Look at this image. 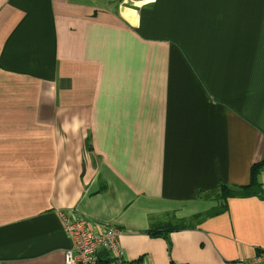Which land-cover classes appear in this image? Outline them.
<instances>
[{
	"label": "crops",
	"instance_id": "crops-1",
	"mask_svg": "<svg viewBox=\"0 0 264 264\" xmlns=\"http://www.w3.org/2000/svg\"><path fill=\"white\" fill-rule=\"evenodd\" d=\"M134 1L0 0V264H63L66 209L107 264L263 262L264 164L218 188L264 160V0Z\"/></svg>",
	"mask_w": 264,
	"mask_h": 264
},
{
	"label": "built area",
	"instance_id": "built-area-1",
	"mask_svg": "<svg viewBox=\"0 0 264 264\" xmlns=\"http://www.w3.org/2000/svg\"><path fill=\"white\" fill-rule=\"evenodd\" d=\"M134 4V0H124ZM63 229L71 240V246L64 250L63 264H98L102 251L111 252L116 258H123L120 246V231L110 223L96 221L82 214L66 209L61 212ZM264 262V254H257Z\"/></svg>",
	"mask_w": 264,
	"mask_h": 264
},
{
	"label": "trees",
	"instance_id": "trees-1",
	"mask_svg": "<svg viewBox=\"0 0 264 264\" xmlns=\"http://www.w3.org/2000/svg\"><path fill=\"white\" fill-rule=\"evenodd\" d=\"M263 164H264V160L261 163L255 164V165H253L250 168V180H249V183L247 185L243 186V187H240L239 188L240 191H233V190L229 189L230 187L227 185V183L220 184V186L218 188V191H219L218 197L223 199V200H226L227 198H232V197H237V196H246V195H249L250 193L252 194L254 192L256 193L257 192V187H258V184H257V181H256L257 173L259 171V167L261 165H263ZM223 209H224V206H222L217 211H221ZM71 211L74 214H79L76 211H73V210H71ZM82 215H84V214H82ZM195 217H197V216L193 215L187 221L181 222L180 224H177L176 226H173V227H168L166 229H159V230L157 228H154L153 230L152 229H148V230H145V231H141V233L149 235L151 238H158V237L164 238L167 243H170V240H169L170 232H172L174 230H178V229L190 228V227L186 226V224L188 223L189 220H191V219H193ZM200 220H201V217L199 218V221ZM102 222H104V221H102ZM106 223H110V222H106ZM171 224L172 223H170L168 225H171ZM109 262L110 261L107 260V259L102 261L100 255L98 256V262H97L98 264H107ZM134 264H140V259H138L136 262H134Z\"/></svg>",
	"mask_w": 264,
	"mask_h": 264
},
{
	"label": "bare ground",
	"instance_id": "bare-ground-1",
	"mask_svg": "<svg viewBox=\"0 0 264 264\" xmlns=\"http://www.w3.org/2000/svg\"><path fill=\"white\" fill-rule=\"evenodd\" d=\"M133 6H134V5H133ZM132 9H133V7H132ZM131 12H132V14H134L133 11L126 10V11H124V15H125L127 18H130V16H131Z\"/></svg>",
	"mask_w": 264,
	"mask_h": 264
},
{
	"label": "clouds",
	"instance_id": "clouds-1",
	"mask_svg": "<svg viewBox=\"0 0 264 264\" xmlns=\"http://www.w3.org/2000/svg\"><path fill=\"white\" fill-rule=\"evenodd\" d=\"M124 5H127V7H133L135 9L136 6H133V4H125ZM66 63H70V61H67ZM89 217V216H88ZM91 218V217H90ZM93 219V218H92ZM95 220V219H94ZM98 221V220H96ZM102 222V221H101ZM114 226V225H113ZM115 227V226H114ZM119 230V229H118ZM120 231V230H119Z\"/></svg>",
	"mask_w": 264,
	"mask_h": 264
},
{
	"label": "rangeland",
	"instance_id": "rangeland-1",
	"mask_svg": "<svg viewBox=\"0 0 264 264\" xmlns=\"http://www.w3.org/2000/svg\"><path fill=\"white\" fill-rule=\"evenodd\" d=\"M193 229H195V228H193ZM243 262L245 261V260H243V259H241ZM240 263V262H239ZM258 263H263V262H257L256 264H258Z\"/></svg>",
	"mask_w": 264,
	"mask_h": 264
},
{
	"label": "water",
	"instance_id": "water-1",
	"mask_svg": "<svg viewBox=\"0 0 264 264\" xmlns=\"http://www.w3.org/2000/svg\"><path fill=\"white\" fill-rule=\"evenodd\" d=\"M114 264H131V263H114Z\"/></svg>",
	"mask_w": 264,
	"mask_h": 264
}]
</instances>
